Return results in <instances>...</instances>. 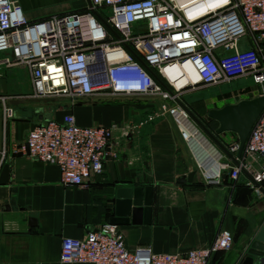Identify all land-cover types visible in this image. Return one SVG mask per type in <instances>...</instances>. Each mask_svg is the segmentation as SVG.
Returning <instances> with one entry per match:
<instances>
[{
    "label": "crops",
    "instance_id": "0c3cea01",
    "mask_svg": "<svg viewBox=\"0 0 264 264\" xmlns=\"http://www.w3.org/2000/svg\"><path fill=\"white\" fill-rule=\"evenodd\" d=\"M17 1L29 21L78 13L88 6L87 0ZM251 46L248 38L242 40V49ZM3 55L0 53V58ZM31 92L25 66L0 64V97H9L14 111L5 138L3 133L0 137V264H93L61 263L62 238H82L101 223L110 222L117 190L136 186L150 187V211L140 217V222L129 219L117 224L127 247L185 253L212 243L221 229H228L233 236L232 247L214 253L207 264L240 263L264 219V180L258 186L254 183L257 191L250 186L252 177L247 172L231 179L229 171L234 163L188 114H181L184 109L179 100L213 132L218 123L207 116L210 108L264 94V82L256 84L252 78L247 84L204 99L208 102L205 114L202 105L190 104L193 101L186 96L189 91L178 94L177 100L89 96L74 102L65 97L34 99ZM12 99L23 101L12 104ZM163 103L177 107V111L170 114L162 110ZM68 113L82 126L117 122L127 128V134L115 131L103 172L86 186H62L56 165L17 148L35 125L48 120L61 122ZM181 129L187 132V139L181 136ZM216 137L228 149L238 142L232 131ZM192 171L191 181L177 182Z\"/></svg>",
    "mask_w": 264,
    "mask_h": 264
},
{
    "label": "built area",
    "instance_id": "2783aa9c",
    "mask_svg": "<svg viewBox=\"0 0 264 264\" xmlns=\"http://www.w3.org/2000/svg\"><path fill=\"white\" fill-rule=\"evenodd\" d=\"M90 4L82 12L29 21L17 0H0V53L5 54L0 64L27 68L31 98L65 97L74 102L89 96H158L177 100L185 91L248 74L256 84L264 82V0H90ZM139 21L143 23L134 33L132 23ZM244 38L251 47L241 48ZM9 99L0 97L3 138L14 116ZM161 108L170 114L177 111L165 103ZM181 114L187 116L185 110ZM126 129L117 122L82 126L68 113L61 122L35 125L17 148L56 165L62 186H86L103 172L115 131L127 134ZM180 133L187 139L186 131ZM237 149L238 142L229 148L233 154ZM242 170L252 177V187L264 180V108L238 164L230 167V178L237 179ZM232 244V233L221 229L206 246L185 253H154L147 246L127 247L118 225L103 222L82 238L63 237L59 261L207 264L214 253Z\"/></svg>",
    "mask_w": 264,
    "mask_h": 264
},
{
    "label": "water",
    "instance_id": "95a60500",
    "mask_svg": "<svg viewBox=\"0 0 264 264\" xmlns=\"http://www.w3.org/2000/svg\"><path fill=\"white\" fill-rule=\"evenodd\" d=\"M87 3L89 6L91 5L90 0H87ZM100 20L115 37L119 38V35L113 28L106 24L103 19L100 18ZM133 54L138 61L144 65L143 60L135 53ZM154 77L158 80L156 75H154ZM18 101L23 100H10L12 104H16ZM179 104L187 112L192 121L220 148L225 156L237 165L238 158L242 154L249 132L264 108V94L249 99H241L235 103H228L219 108H210L206 113L207 116L218 123L217 128H215L213 132L180 100ZM225 131L235 132L238 136V149L235 154L230 152V150L216 137V135ZM242 172L246 171L242 170ZM194 174L195 172L192 171L187 176H180L177 178V182L182 183L191 181ZM255 184L258 186V183L255 182ZM149 189L150 187L137 186L118 189L115 200L114 216L110 218V222L121 224L128 222L129 219H131L132 223L140 222V217H142L143 214L148 215L150 211V200L148 197ZM255 257H257L255 264H264V219L260 229L250 243L247 253L239 264H254Z\"/></svg>",
    "mask_w": 264,
    "mask_h": 264
},
{
    "label": "rangeland",
    "instance_id": "374dc122",
    "mask_svg": "<svg viewBox=\"0 0 264 264\" xmlns=\"http://www.w3.org/2000/svg\"><path fill=\"white\" fill-rule=\"evenodd\" d=\"M103 16H105V15H103ZM96 17L98 18L97 15H96ZM142 23H143L142 21L132 23V31L134 33L139 32V28L142 25ZM251 79H252L251 76L246 75V76L239 77L237 80L232 81V82H223L220 84L211 85V86H207V87H198L196 89L188 90L189 92L186 91L187 92L186 96H188L189 99H191L193 101L190 103L191 105L192 104L194 106L195 105H202V110L205 114L204 110L207 109L208 102L203 101L204 99L215 98V97L219 96L223 91L229 90L231 87H236V85L247 84L248 82L251 81ZM21 80H22V83H23V86L25 87V89H27L28 86L24 82L23 76H21ZM221 105L222 104H220V106ZM2 133H3V122L0 120V137H1Z\"/></svg>",
    "mask_w": 264,
    "mask_h": 264
},
{
    "label": "trees",
    "instance_id": "16d2710c",
    "mask_svg": "<svg viewBox=\"0 0 264 264\" xmlns=\"http://www.w3.org/2000/svg\"><path fill=\"white\" fill-rule=\"evenodd\" d=\"M84 10H86V9H84ZM84 10H82V11H84ZM82 11H81V12H82ZM148 70H149L150 72H152L151 69H148Z\"/></svg>",
    "mask_w": 264,
    "mask_h": 264
}]
</instances>
